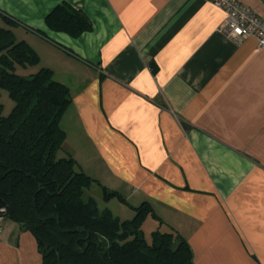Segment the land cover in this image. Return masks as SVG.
<instances>
[{
  "label": "crops",
  "instance_id": "crops-1",
  "mask_svg": "<svg viewBox=\"0 0 264 264\" xmlns=\"http://www.w3.org/2000/svg\"><path fill=\"white\" fill-rule=\"evenodd\" d=\"M239 1L264 22V0ZM60 6L91 29L49 28ZM225 18L207 0H0V28L69 89L63 149L115 193L121 214L105 210L132 220L148 203L151 237L175 231L194 264H264V48L225 38ZM0 264H43L6 217Z\"/></svg>",
  "mask_w": 264,
  "mask_h": 264
},
{
  "label": "trees",
  "instance_id": "trees-1",
  "mask_svg": "<svg viewBox=\"0 0 264 264\" xmlns=\"http://www.w3.org/2000/svg\"><path fill=\"white\" fill-rule=\"evenodd\" d=\"M46 22L72 37L91 29L85 16L67 6L57 7ZM9 28H0V98L5 91L14 103L4 115L0 101V211L35 236L43 264H194L189 244L175 231L145 237L147 217H157L148 203L122 221L85 200L93 179L63 149L61 119L70 91Z\"/></svg>",
  "mask_w": 264,
  "mask_h": 264
},
{
  "label": "built area",
  "instance_id": "built-area-1",
  "mask_svg": "<svg viewBox=\"0 0 264 264\" xmlns=\"http://www.w3.org/2000/svg\"><path fill=\"white\" fill-rule=\"evenodd\" d=\"M225 13L221 33L229 41L240 44L253 38L259 48H264V22L249 7L239 0H207ZM5 220V211H0V235Z\"/></svg>",
  "mask_w": 264,
  "mask_h": 264
},
{
  "label": "rangeland",
  "instance_id": "rangeland-1",
  "mask_svg": "<svg viewBox=\"0 0 264 264\" xmlns=\"http://www.w3.org/2000/svg\"><path fill=\"white\" fill-rule=\"evenodd\" d=\"M0 101L4 106V115H8L14 107L13 101L8 97V95L5 91H3L1 93ZM105 193H106V191L103 189V187L101 185H97L95 183H92L90 186V189L86 190L84 198H85V200H87L88 196H93L95 198L96 202L98 203V205H99L98 207L100 208V210H105L109 207L114 212V214L117 215L118 213H120L119 212L120 209L118 207V204H119L118 201L113 200L112 203L108 204L105 201L106 199L104 200ZM153 226H154L153 221L149 220V218L144 223L143 229H144L145 237L148 240H151V238H152L151 237V231H153Z\"/></svg>",
  "mask_w": 264,
  "mask_h": 264
}]
</instances>
